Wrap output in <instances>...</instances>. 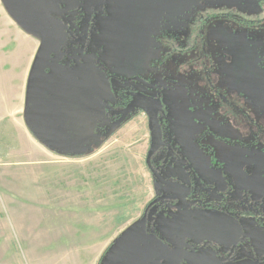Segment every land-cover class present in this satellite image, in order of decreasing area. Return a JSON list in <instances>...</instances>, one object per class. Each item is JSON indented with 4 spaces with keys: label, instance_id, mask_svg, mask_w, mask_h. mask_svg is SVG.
<instances>
[{
    "label": "rangeland",
    "instance_id": "obj_1",
    "mask_svg": "<svg viewBox=\"0 0 264 264\" xmlns=\"http://www.w3.org/2000/svg\"><path fill=\"white\" fill-rule=\"evenodd\" d=\"M243 73L264 90V0H0V264H99L121 236L150 264H264V105ZM68 74L112 77L118 94L132 79L160 86L196 194L170 188L139 221L163 195L148 118L109 131L104 116L99 135L67 140L54 93ZM224 167L234 212L209 187Z\"/></svg>",
    "mask_w": 264,
    "mask_h": 264
},
{
    "label": "flooded vegetation",
    "instance_id": "obj_2",
    "mask_svg": "<svg viewBox=\"0 0 264 264\" xmlns=\"http://www.w3.org/2000/svg\"><path fill=\"white\" fill-rule=\"evenodd\" d=\"M248 77H249L248 82H247L248 85L246 88L244 85L245 84L244 79ZM102 79L103 81L101 83H102V86L103 85L105 86V92L107 96H112L107 99V96L105 95L104 97H100V100H99L100 104L102 105L101 106L102 116L109 117L108 118L109 119L108 124L110 122L109 126L115 124L120 119V117L113 116L112 112L124 109L132 101V97L125 95L126 92L141 93L145 96L159 99L162 103L161 111H163V113L160 112L159 121H160V129H161L163 144L160 146L158 150H156L155 154L153 155L151 159V166L155 170V172L159 175V177L162 178L164 181H166L167 184H161L155 178L152 172L149 170L150 174L152 175L154 183L159 185L158 189L163 195L158 196L155 194L156 198H154L152 202L156 200L157 202L149 209V211L147 212V216L150 210L154 206L162 203L163 201L169 200L168 198L169 195L167 196V194L169 193L170 188L184 189V191L188 193L187 195H189V197L195 195L196 188L194 187L193 179L189 178V174L187 170V168L192 170V166H191V163L186 159V156L184 155V152L185 154H187L186 150L181 149L182 141L181 139H178L176 136H173L172 138L168 136V132L172 131L170 130L172 128L171 120L168 119L171 117L168 111L166 110V105L164 102V98L161 95L162 92H161L160 86H157L154 82H152V80L147 81L143 79H132V80H129V82L131 81L133 84L138 85L139 88L138 89H128V88L122 89L121 87L119 90V94H118L116 92L117 89H115L113 85L109 84L112 81V77L101 78V80ZM239 83L242 84V87L244 89L243 92L248 97H250V99L254 100V102L264 105V90H263V86L261 83L254 81L251 75H246L245 73H243V76L241 77V80H239ZM149 89L156 90V94L155 95L149 94ZM96 90H97L96 81L93 78V76H90L89 79H87L83 76L79 77L74 74H68L65 77V79L60 81V84L58 85L57 90L54 93L56 107L59 108L58 109V112H59L58 119H60L58 120L59 129L67 128V129L75 131V128H79L80 130L76 132L77 134H80L81 130L83 129H88V130H93L92 133L94 132V134H97L100 128L97 127V129L95 130V128L92 127L94 124L98 123L96 122V117H95L96 116L95 108L97 104V101H96L97 91ZM91 108H94L93 114L90 111ZM139 112H142V111L137 110L134 114L139 113ZM169 123L171 125H169ZM148 125H149V119H148ZM106 130H108V128ZM99 134L100 133H98L97 135ZM208 136H209L208 132H204L201 138L199 139L200 149H203V150L208 149L207 145H204L202 142V140L204 138H207ZM150 138H151V132H150ZM223 142L226 143L227 145L231 144V142L228 140H225ZM150 145H151V139H150ZM213 161H215L214 157H213ZM146 163H147V158H146ZM221 170H222V174L224 177L222 179H215L214 182L209 187L213 188L215 192L217 190V194L219 195H226V199H229L230 201V202L229 201L226 202V205L229 206L227 211L232 210L234 212L240 207V205H236V206L235 204L232 205V202L236 201L237 195L234 193L233 187H231V185L226 181V178H225L226 168L224 167ZM192 173L195 175V172H192ZM251 196H252V193L249 191L247 199L250 200ZM211 199L214 200L215 198H211L209 197V195L208 196L205 195V197L202 198V196L200 195V205L203 204V205L209 206V200ZM152 202H150L147 205V207ZM186 202L188 203V199L186 200ZM246 205L249 207L250 203L248 202ZM145 210L143 212L142 217L139 219V221L144 217ZM223 210L224 209H219L220 211L219 213H217L216 211L215 212L216 214L223 215L224 214ZM247 211L248 213H250L251 209H247ZM244 212L246 213V211ZM245 215L249 216L251 214L246 213ZM229 221L233 223L231 230H233L234 232H237L238 226L236 223L234 224V219H230ZM205 225L206 224H204L203 226ZM219 227L216 225L215 229H217V231H220L222 227L221 228ZM238 237L239 236L235 234L232 238H230L229 233H227L223 235V239H218L217 241L221 242L220 243L221 248H231L232 249L234 242ZM226 239H229V241L225 242ZM102 259L100 260L99 264H101ZM235 264H257V263H254L252 261H245L242 263H235Z\"/></svg>",
    "mask_w": 264,
    "mask_h": 264
},
{
    "label": "water",
    "instance_id": "obj_3",
    "mask_svg": "<svg viewBox=\"0 0 264 264\" xmlns=\"http://www.w3.org/2000/svg\"><path fill=\"white\" fill-rule=\"evenodd\" d=\"M74 75L82 77V75H78V74H74ZM97 92H98V97H103L105 95L107 96L106 92L101 91V89L100 90L98 89ZM125 95L132 97V101L124 109L112 112L113 116L120 117V119L118 120V122H116L115 124L111 126L109 131H112L114 127H117L120 124H123L125 122V119L128 116L134 114L137 110H140L143 113H145L149 119V130L151 132V145H150V150L147 156V167H148V170L152 172V174L161 184H167V182L164 181L162 178H160L159 175L155 172V170L151 166V159L153 155L155 154L156 150H158L160 146L163 144L161 129H160V121H159V114L160 112L163 113V111H161L162 103L159 99L148 97L141 93L126 92ZM108 98L109 97L107 96V99ZM90 111L93 114L94 108H91ZM99 111L100 113L98 114ZM101 112H102L101 109L99 108L96 109V113H95L96 122H99L100 120H102L103 116ZM60 131L66 135L65 138L67 140H70L73 142L76 139L79 140L80 137H83L86 134H87L86 136L90 137L92 135L93 130L83 129L81 130L80 134H77L76 133L77 131L70 130L67 128L60 129ZM69 131H73V132L67 133ZM156 202L157 200L152 202L146 208L145 215L142 218L143 222L146 221L147 212ZM121 239H122V236L119 237L112 244V246L106 253L105 257L102 259L101 264H150L148 261L151 256V251L149 248L138 247L128 241L121 242Z\"/></svg>",
    "mask_w": 264,
    "mask_h": 264
},
{
    "label": "trees",
    "instance_id": "obj_4",
    "mask_svg": "<svg viewBox=\"0 0 264 264\" xmlns=\"http://www.w3.org/2000/svg\"><path fill=\"white\" fill-rule=\"evenodd\" d=\"M100 83H101V82H99V83L96 82V89H97V90H98V89H99V90L101 89V91H105V89L102 87V85H101ZM97 90H96V91H97ZM100 94H101V93H100ZM102 94H103V92H102ZM96 97H97V99H96L97 104H96L95 111H96L97 108L102 109V108H101L102 105L100 104V101H99V100H100V97H98V92H96ZM99 113H100V111L98 112V114H99ZM71 132H73V131H69V132H67V133H71ZM65 157H67V156H65ZM110 247H111V246H110ZM110 247H109V249H110ZM109 249H108V250H109ZM108 250L105 252V254L103 255L102 258L105 257V255H106V253L108 252Z\"/></svg>",
    "mask_w": 264,
    "mask_h": 264
},
{
    "label": "crops",
    "instance_id": "obj_5",
    "mask_svg": "<svg viewBox=\"0 0 264 264\" xmlns=\"http://www.w3.org/2000/svg\"><path fill=\"white\" fill-rule=\"evenodd\" d=\"M34 58H35V57H34ZM33 60H34V59H33ZM32 63H33V61L31 62V65H32ZM31 65H30V66H31Z\"/></svg>",
    "mask_w": 264,
    "mask_h": 264
}]
</instances>
